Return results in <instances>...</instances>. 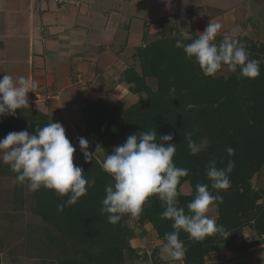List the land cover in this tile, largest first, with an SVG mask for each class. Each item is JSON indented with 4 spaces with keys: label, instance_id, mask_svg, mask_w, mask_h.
Returning a JSON list of instances; mask_svg holds the SVG:
<instances>
[{
    "label": "trees",
    "instance_id": "16d2710c",
    "mask_svg": "<svg viewBox=\"0 0 264 264\" xmlns=\"http://www.w3.org/2000/svg\"><path fill=\"white\" fill-rule=\"evenodd\" d=\"M167 21L170 22L156 21L161 29L153 36L146 32L143 45L136 49L141 72L131 67L122 77L129 91L143 98L127 107L119 106L107 95L97 100L84 99L80 112L88 132L103 147L104 159L130 134L156 130L159 139V135L172 133V143L176 144L173 162L189 170V175L181 178L177 186L179 206L186 211L197 183L208 184L209 190L217 194L206 176L209 160L215 159L217 167L234 162L229 174L231 187L219 191L223 202H217L215 207L217 224L224 226L227 236L214 234L196 241L183 230L179 233L187 249L184 263L204 264L210 252L241 254L264 244V188L254 183L264 173V63L255 79L242 77L239 72L224 74L226 66L215 77L205 76L198 64L175 46L177 39L189 43L199 35L194 31L186 34ZM182 32L189 39L181 37ZM235 38L246 43L250 58L264 60V42L246 35ZM222 39L223 36L216 37L217 42ZM51 122L48 114L36 108L17 109L14 117H0V135L3 139L9 132L22 130L33 134ZM188 134L197 143L207 142L197 155L190 153ZM229 147L234 149L232 155L226 151ZM91 159L86 162L82 155L78 163L86 178L95 179L86 195L58 211L57 205L68 197L41 188L33 192V212L55 231L52 241L59 249V264H136L143 253L131 245L137 233L127 225L128 214L113 225L107 214L101 213L105 187L113 181L103 170V162L94 156ZM0 173L16 177L10 167H0ZM186 183L191 187L189 194L182 191ZM164 210L156 196L149 197L137 225L142 229L152 224L159 239L166 243L164 237L173 231V221L161 219ZM157 252L154 250L151 255L152 264L160 263Z\"/></svg>",
    "mask_w": 264,
    "mask_h": 264
},
{
    "label": "crops",
    "instance_id": "0c3cea01",
    "mask_svg": "<svg viewBox=\"0 0 264 264\" xmlns=\"http://www.w3.org/2000/svg\"><path fill=\"white\" fill-rule=\"evenodd\" d=\"M163 19L190 25L198 35L220 22L218 36L264 42V0H0V78L35 80L38 88L28 97L36 109L60 122L73 144L94 138L81 101L106 95L119 106L140 101L143 95L131 93L122 77L131 67L141 72L136 49ZM254 183L264 188V173ZM208 214L217 219L216 208ZM136 233L131 245L148 254L158 250L159 264H185L162 252L152 224ZM204 264H264V244L241 254L210 252Z\"/></svg>",
    "mask_w": 264,
    "mask_h": 264
},
{
    "label": "clouds",
    "instance_id": "9594fccd",
    "mask_svg": "<svg viewBox=\"0 0 264 264\" xmlns=\"http://www.w3.org/2000/svg\"><path fill=\"white\" fill-rule=\"evenodd\" d=\"M222 28L220 22H209L197 38L189 43L177 39L175 46L182 48L186 57L194 60L205 76L215 77L226 66L228 71L239 72L242 77L257 78L264 60L250 58L246 43L231 35H224L217 42L216 37ZM180 35L189 39L183 32ZM37 88L38 83L33 79L3 75L0 78V117H14L17 109L29 107L28 93H35ZM186 139L192 155L199 154L207 146L206 141H194L192 134H188ZM172 141V133L159 135L158 139L156 130L140 131L130 134L122 145L106 154L102 168L113 182L105 187L101 213L107 214L108 222L115 225L125 214L139 216L148 198L156 196L165 209L161 219L173 221V231L165 234L162 252L172 260L183 261L187 249L179 239L181 230L196 241L214 234L227 236L224 226L218 225L217 219L208 213L217 207V202H223L219 191L231 187L229 174L234 162L229 161L226 167H217L215 159L209 160L206 176L217 194L209 190L208 184L197 183L195 196L187 204L186 211L179 206L177 186L181 178L189 175V170L177 167L173 162L176 144ZM79 145L85 161H91L94 154L87 151L89 142L81 137ZM101 148L97 145L96 151ZM226 151L229 155L234 153L231 147ZM75 152L76 148L60 122H51L33 134L28 130L9 132L0 139V162L16 173L18 186L27 184L32 192L45 188L54 190L60 197H68L57 205L58 211L76 204L95 185V179L86 178L83 168L74 164Z\"/></svg>",
    "mask_w": 264,
    "mask_h": 264
},
{
    "label": "rangeland",
    "instance_id": "374dc122",
    "mask_svg": "<svg viewBox=\"0 0 264 264\" xmlns=\"http://www.w3.org/2000/svg\"><path fill=\"white\" fill-rule=\"evenodd\" d=\"M167 22L186 34L195 32V29L190 25L179 27L171 20ZM228 72L227 69L223 71L224 74H228ZM129 105L125 103L122 107ZM30 107L35 108L33 101L29 98V107L25 109H30ZM84 138L89 142L87 151L93 153L94 157L103 162L102 150L96 151L98 141L95 136L94 138L84 136ZM0 139H2L1 135ZM73 146L76 148L74 164L78 165L83 155L79 139L74 141ZM0 167L7 169L9 166L1 163ZM182 191L185 194L190 193L189 183L183 185ZM33 205V192L29 191L27 184L22 188L16 184L15 176L0 173V258L2 264H59V249L56 242L52 241L55 231L35 215ZM137 219L138 216L133 217L128 214L127 225L136 232L140 229ZM140 251L143 253L135 263L152 264L150 258L153 252L146 253L150 256L148 258L145 257L144 251Z\"/></svg>",
    "mask_w": 264,
    "mask_h": 264
}]
</instances>
